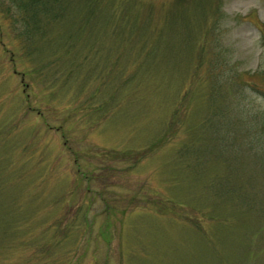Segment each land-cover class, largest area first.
Wrapping results in <instances>:
<instances>
[{"label": "rangeland", "instance_id": "374dc122", "mask_svg": "<svg viewBox=\"0 0 264 264\" xmlns=\"http://www.w3.org/2000/svg\"><path fill=\"white\" fill-rule=\"evenodd\" d=\"M90 1L0 0V264H264V0Z\"/></svg>", "mask_w": 264, "mask_h": 264}, {"label": "trees", "instance_id": "16d2710c", "mask_svg": "<svg viewBox=\"0 0 264 264\" xmlns=\"http://www.w3.org/2000/svg\"><path fill=\"white\" fill-rule=\"evenodd\" d=\"M71 1L72 0H10L16 9V20L19 18L24 25L25 32H21V35L24 34L28 36L27 39L22 36H18L24 40L25 43L23 42V44L27 45L31 43L32 35L35 31L36 33H44V31H42L44 21L49 20L50 16L52 18L59 17L61 10L64 12L68 11ZM83 1V3L91 2L90 0ZM7 9L10 10L9 7ZM74 32L76 31H71L69 33L68 40L71 39V36ZM152 49L153 48L150 46V51ZM205 117L206 118H203L200 123H210V125L213 124L211 115L208 114ZM214 123H217V121ZM214 128L219 129V126L214 124ZM199 143L200 142H197V144Z\"/></svg>", "mask_w": 264, "mask_h": 264}]
</instances>
